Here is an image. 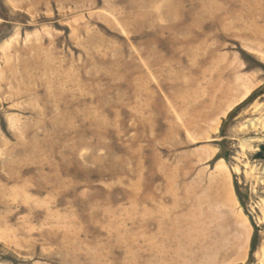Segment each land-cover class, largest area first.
<instances>
[{"label":"rangeland","instance_id":"374dc122","mask_svg":"<svg viewBox=\"0 0 264 264\" xmlns=\"http://www.w3.org/2000/svg\"><path fill=\"white\" fill-rule=\"evenodd\" d=\"M0 264H264V0H0Z\"/></svg>","mask_w":264,"mask_h":264},{"label":"bare ground","instance_id":"6f19581e","mask_svg":"<svg viewBox=\"0 0 264 264\" xmlns=\"http://www.w3.org/2000/svg\"><path fill=\"white\" fill-rule=\"evenodd\" d=\"M245 90H246V89H245ZM245 90H244V91H245ZM247 90H248V89H247ZM248 91H249V90H248ZM243 93H244V92H243ZM243 93H242V94H243ZM245 93H247V91H246ZM245 95H246V94H245ZM242 96H243V95H241V99H243V97H244V96H243V97H242ZM246 234H248L247 231H246ZM246 236L248 237V235H246ZM245 239H246V238H245ZM245 242H246V241H245ZM243 256H244V255H243ZM243 258H244V257H243ZM243 258H242V259H243Z\"/></svg>","mask_w":264,"mask_h":264}]
</instances>
